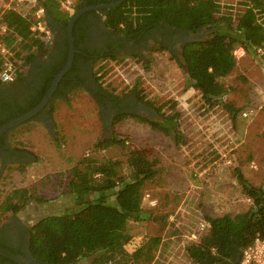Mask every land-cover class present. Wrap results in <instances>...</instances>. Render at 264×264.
<instances>
[{"label": "rangeland", "instance_id": "1", "mask_svg": "<svg viewBox=\"0 0 264 264\" xmlns=\"http://www.w3.org/2000/svg\"><path fill=\"white\" fill-rule=\"evenodd\" d=\"M2 1L6 2L0 0V6ZM34 4L35 0L26 1L22 13L29 12ZM220 6L221 14L235 24L245 10L242 0H221ZM263 19H259L262 24ZM211 32L206 30L203 39ZM236 60L237 69L223 81L229 89L223 101L239 109L235 118L223 107L208 109L200 92L187 82L178 63L181 56L167 50L157 48L142 56L97 62L94 74L98 85L114 96L160 105L176 102L175 109L168 106L164 111L168 115L180 114L177 131L182 139L175 142L174 137L130 117L106 128L95 100L89 93L77 90L65 100H56L48 111L56 126L52 133L43 129L48 151L26 150L24 134L30 128L28 123L8 134L7 148L24 158L6 164L0 160V207L14 191L26 190L28 197L18 215L33 219L65 213L77 206L65 185L69 171L80 160L118 162L120 177L126 178L128 153L142 151L155 160L159 170L143 192V207L154 218L130 224L132 240L126 250L132 253L148 238L161 236L163 241L152 264H193L186 246L198 243L208 230L205 217H234L253 206L243 195L235 171L239 170L252 186L264 184V53L254 59L239 55ZM250 112L247 118L243 116ZM137 113L149 119L142 111ZM107 139L125 144L96 148ZM11 214L0 209V224ZM166 215L164 223L159 218ZM92 261L88 257L76 264Z\"/></svg>", "mask_w": 264, "mask_h": 264}, {"label": "trees", "instance_id": "2", "mask_svg": "<svg viewBox=\"0 0 264 264\" xmlns=\"http://www.w3.org/2000/svg\"><path fill=\"white\" fill-rule=\"evenodd\" d=\"M36 1L38 6H44L47 17L63 26V29L84 6V0H76L74 13L68 14L61 8V0ZM87 1L89 6H93L120 0ZM220 5L221 0H127L105 14V25L118 36L133 37H141L156 26L162 29L169 26L193 35L202 30L212 31L208 38L185 45L178 63L187 75V82L200 92L208 109L223 107L235 118L239 109L223 101L229 93L223 81L237 67L234 55L237 48H244L247 56H262L256 50L262 48L264 51V24L259 21L264 18V0H242L245 10L236 24L230 17L221 14ZM36 11L37 8H33L26 16H22L10 10L0 16V25L7 29L5 34L0 35V43L12 48L15 57L24 64L22 71L27 68L29 73L39 56H46L51 49L43 40L44 36L32 31ZM162 50L165 49L158 48V51ZM66 58L67 53L56 68L46 70L45 85L38 98L15 115L10 114L1 124L36 107L49 90L55 75L63 68ZM117 58L107 56L104 60ZM2 66L0 57V72ZM28 76L22 72L17 83L24 82ZM64 83L65 80L60 82L59 87ZM71 93L58 89L55 97L63 95V98H67ZM139 101L154 110L160 119L151 121L141 116L124 114L116 118L115 122L130 117L147 123L152 130L167 137H174L175 142L182 139L177 131L180 114L168 115L167 110L164 111L168 106L175 109L176 102L160 105L155 101ZM52 113L49 112L50 115ZM124 144V141L107 139L98 143L96 148L104 150ZM127 166L129 176L126 178L120 177L118 162L100 163L95 159L83 158L71 168L65 186L73 194L77 206L36 222L30 238L33 255L48 264H76L88 257L93 258L91 264H152L163 241L161 236L148 238L132 253L126 250V246L132 240L130 224H143L154 218L143 207V192L159 170L155 168V160L151 161L142 151L129 152ZM235 174L243 195L252 201L253 206L234 217H205L208 230L198 243L186 246L187 255L193 264H232L236 256L251 245L256 237H264V184L261 187L252 186L239 170ZM27 197L26 190H16L0 209L5 213H18ZM15 200H18V204H14ZM159 219L166 223L168 215Z\"/></svg>", "mask_w": 264, "mask_h": 264}, {"label": "flooded vegetation", "instance_id": "3", "mask_svg": "<svg viewBox=\"0 0 264 264\" xmlns=\"http://www.w3.org/2000/svg\"><path fill=\"white\" fill-rule=\"evenodd\" d=\"M110 4L113 3H99L93 6ZM110 10L89 11L82 15L84 17L79 24L76 25L82 16L76 21L72 28L75 54L71 67L59 81L47 105L34 118L42 119L47 117L51 105L56 100H65L63 95L55 97L58 89L65 93L77 90L89 93L101 111V118L105 122L106 128L112 127L116 118L121 115L139 116L137 112L141 111V108L145 105L138 99L115 98L99 87L94 74L95 64L104 60L107 56H142L157 48H163L173 53L176 57H180L185 45L204 40L202 35L206 30L193 35L184 30H175L169 26H165L164 29L156 26L141 37L118 36L105 25V14ZM51 30L53 42L50 52L46 56H40L31 69L28 78L24 82L12 85L0 84V130L16 119L14 118L6 124H1L2 121L9 118L10 114L15 115L38 98V94L42 90L43 85H45L44 74L46 70L56 68L67 53L66 62L63 68L55 75L54 80L66 67L70 54L68 25L63 29V26L56 24L54 28L51 27ZM73 33L75 36H73ZM78 55L79 57H76ZM66 75L69 77L66 78ZM63 80H65V83L59 87L60 82ZM49 90L36 107L43 101ZM13 131L14 129H10L0 136V160L3 164L17 162L19 157H23L20 153L7 148V136ZM43 218L45 217L28 219L23 214L12 213L6 222L0 224V264H48L38 260L33 255L30 243L31 229L37 221Z\"/></svg>", "mask_w": 264, "mask_h": 264}, {"label": "built area", "instance_id": "4", "mask_svg": "<svg viewBox=\"0 0 264 264\" xmlns=\"http://www.w3.org/2000/svg\"><path fill=\"white\" fill-rule=\"evenodd\" d=\"M30 2V0H6V2L2 1L0 6V15L6 11H15L21 14L22 16H26L31 9L37 8V11L34 14L35 24L32 28L33 32L39 33V35L44 36L43 40L46 41L47 45L51 48L53 42V34L50 25L48 26V17L46 14V10L43 5H37V1L35 0L36 4H34L29 12L22 13V8L24 4ZM61 7L62 9L67 12L68 14H73L76 1L74 0H61ZM0 35L6 33L7 29L5 26L0 25ZM258 54L263 55L264 51L262 48L256 50ZM236 59L239 55L241 57L246 56L247 52L244 48H237L234 52ZM0 57L3 60L2 70L0 72V82L3 85H12L17 83L18 76L22 72L29 74L28 69L22 71L24 68V64L21 60H18L15 57L14 51L12 48L8 47L0 43ZM251 115L244 114L243 116L247 118ZM238 264H264V237H256L253 243L241 251L240 260Z\"/></svg>", "mask_w": 264, "mask_h": 264}, {"label": "water", "instance_id": "5", "mask_svg": "<svg viewBox=\"0 0 264 264\" xmlns=\"http://www.w3.org/2000/svg\"><path fill=\"white\" fill-rule=\"evenodd\" d=\"M127 0H120L116 3L110 4V5H98V6H89L88 5V1L84 0V6L82 9H80L75 16L70 20L69 24H68V38H69V47H70V54H69V59L67 62L66 67L64 68V70L55 78L48 94L45 96V98L43 99V101L32 111L12 120L10 123H8L6 126H4L1 130H0V136L2 134H4L5 132L9 131L10 129H18L20 126H22L23 124L27 123L28 121L32 120L40 111H42L44 109V107L47 105V103L49 102L50 98L52 97V95L54 94L59 81L63 78V76L67 73V71L70 69L72 61L74 59V54H75V50H74V44H73V37H72V28L74 26V24L76 23V21L86 12L89 11H98V10H109V9H113L115 7H117L118 5L122 4L123 2H125ZM48 23L49 25L54 28V26H56L55 22L48 17ZM195 41V40H194ZM141 111L144 113V116H148L150 120H154V119H160L159 115L154 111L151 110L150 108L144 106L141 108ZM142 113V114H143ZM240 260V254H238L236 256V259L232 262V264H238Z\"/></svg>", "mask_w": 264, "mask_h": 264}, {"label": "crops", "instance_id": "6", "mask_svg": "<svg viewBox=\"0 0 264 264\" xmlns=\"http://www.w3.org/2000/svg\"><path fill=\"white\" fill-rule=\"evenodd\" d=\"M252 59H254V57H252ZM242 63L243 62H240V64ZM238 65H239V60H237V67ZM28 124L30 125L29 126L30 128L26 129L24 134V138L27 139V144H28V148H26V150H28V152H33V153L44 152L45 150L48 151V149H45L46 146L47 147L49 146L47 141L44 140L45 135L43 129L47 128L52 133L53 129L56 128L54 119H52L51 116H47L42 119L35 118L33 121L29 122Z\"/></svg>", "mask_w": 264, "mask_h": 264}]
</instances>
